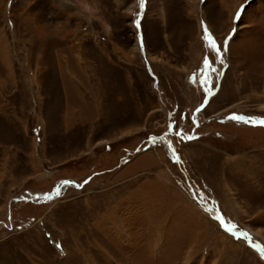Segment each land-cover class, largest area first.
<instances>
[{"label":"rangeland","instance_id":"1","mask_svg":"<svg viewBox=\"0 0 264 264\" xmlns=\"http://www.w3.org/2000/svg\"><path fill=\"white\" fill-rule=\"evenodd\" d=\"M101 6L0 0V264H264V0Z\"/></svg>","mask_w":264,"mask_h":264},{"label":"clouds","instance_id":"2","mask_svg":"<svg viewBox=\"0 0 264 264\" xmlns=\"http://www.w3.org/2000/svg\"><path fill=\"white\" fill-rule=\"evenodd\" d=\"M64 3L78 8L89 25L96 22L101 24L103 28L108 27L102 15L101 0H64ZM61 24L62 22H57L55 26H60Z\"/></svg>","mask_w":264,"mask_h":264},{"label":"snow or ice","instance_id":"3","mask_svg":"<svg viewBox=\"0 0 264 264\" xmlns=\"http://www.w3.org/2000/svg\"><path fill=\"white\" fill-rule=\"evenodd\" d=\"M141 2H143V0H141ZM211 47H212L214 50H216V54H217V56H219V55H220V50H219V49H216V45L213 44V45H211ZM204 66H205L206 68H207V67H210L207 58H205ZM229 119H231V120H236V119H238V118H237L235 115H233V116L229 117ZM262 123H264V122H262ZM177 135L180 136L181 133L177 132ZM183 138H184V139H190V137H183ZM177 162H178V161H177ZM64 183H65V184H69V183H71V182H70V181H65ZM85 183H87V181H85ZM57 195H59V192H57ZM45 199H47V197H45ZM230 230H231V229H229V231H230ZM243 235L247 236L246 233H244Z\"/></svg>","mask_w":264,"mask_h":264},{"label":"bare ground","instance_id":"4","mask_svg":"<svg viewBox=\"0 0 264 264\" xmlns=\"http://www.w3.org/2000/svg\"><path fill=\"white\" fill-rule=\"evenodd\" d=\"M236 7V6H235ZM228 185V184H227ZM253 235H255V237H257L259 240H261L264 243V238L262 237V235L260 233H253Z\"/></svg>","mask_w":264,"mask_h":264}]
</instances>
